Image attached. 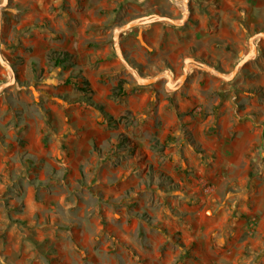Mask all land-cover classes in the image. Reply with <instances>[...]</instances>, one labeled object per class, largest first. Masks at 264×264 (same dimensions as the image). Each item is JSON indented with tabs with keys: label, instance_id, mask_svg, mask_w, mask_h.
Returning <instances> with one entry per match:
<instances>
[{
	"label": "rangeland",
	"instance_id": "rangeland-1",
	"mask_svg": "<svg viewBox=\"0 0 264 264\" xmlns=\"http://www.w3.org/2000/svg\"><path fill=\"white\" fill-rule=\"evenodd\" d=\"M263 12L264 0H6L0 264H264V38L231 80L190 67L165 85L187 57L230 72ZM150 13L186 16L120 32L128 64L160 75L138 85L113 31ZM63 42L72 70L46 55ZM75 74L116 122L63 84L82 86ZM10 76L0 65V85Z\"/></svg>",
	"mask_w": 264,
	"mask_h": 264
},
{
	"label": "water",
	"instance_id": "water-1",
	"mask_svg": "<svg viewBox=\"0 0 264 264\" xmlns=\"http://www.w3.org/2000/svg\"><path fill=\"white\" fill-rule=\"evenodd\" d=\"M185 5H186V0H183ZM6 3V0H2V3L0 4V6H2L3 4ZM185 14H183V16L180 19H173L171 17L165 16V15H160V14H156V13H150V14H144V15H139L135 18H132L130 20H128L127 22L123 23L121 26H118L116 29H114L113 31V43H114V49L116 54L118 55V57L122 60V62L124 63V65L127 66V68L130 70V72L132 73L136 83L138 85H149L154 83L158 78H160V75H154L152 77H144L141 76L139 73H137L126 61V59L124 58V56L122 55L121 51H120V47H119V34L120 32L132 29L134 27L137 26H143V25H149L153 22L156 21H166V22H170L173 25H180L182 24L184 18H185ZM263 37L264 38V32H257L252 34L249 38H248V51L236 62V64L233 66L232 70L228 73H222L219 71H216L213 67H211L210 65L203 63L201 61L195 60L193 58L187 57L184 59L183 62V66H182V73L179 75V77H177L176 79H174L172 81L171 77L169 75H166V82L165 85L166 87H170L173 89L178 88L179 86H181L183 84V82L185 81L189 69L190 67H197L203 70H207V71H211L214 72L217 76L222 77L224 80H231L237 73V71L250 59H252L256 53V45L254 44V39L256 37ZM0 65H2L5 69H7L10 73L11 76L10 78L5 81L4 83H2L0 85V90L1 89H5L6 87H8L11 83H13L15 81L14 79V73L12 68L10 67V65L4 61V59L1 56L0 53ZM166 72V71H164ZM172 81V82H170Z\"/></svg>",
	"mask_w": 264,
	"mask_h": 264
},
{
	"label": "trees",
	"instance_id": "trees-1",
	"mask_svg": "<svg viewBox=\"0 0 264 264\" xmlns=\"http://www.w3.org/2000/svg\"><path fill=\"white\" fill-rule=\"evenodd\" d=\"M48 60L51 62L53 67L59 68V69H67L74 68L76 66V62L74 60V56L67 50H59V49H49L46 52ZM76 77L79 79L78 81H81L82 86L78 87L76 81H71L69 77L65 78L63 80V84H72L74 86H77V89L81 91V95L78 97V101L98 110L100 114L103 116V118L109 122H116L114 121L113 117L103 108V106L91 98L92 90L89 86V81L83 77L82 75L75 74ZM123 80H119L115 86H113L111 96H117L119 94H124L123 90ZM129 113V111H127ZM136 152H140V148H135Z\"/></svg>",
	"mask_w": 264,
	"mask_h": 264
},
{
	"label": "crops",
	"instance_id": "crops-1",
	"mask_svg": "<svg viewBox=\"0 0 264 264\" xmlns=\"http://www.w3.org/2000/svg\"><path fill=\"white\" fill-rule=\"evenodd\" d=\"M246 2V1H244ZM257 6V5H256ZM260 5L258 4V7ZM263 11V10H261ZM262 19H264V12L262 13ZM262 19L260 21H262ZM79 44H81V41H79ZM54 46L57 48V49H61V50H67L69 52H75V48L76 46L74 47V45H72L70 42H63V44H54ZM136 94L138 97H140V99L144 100V103L146 102V100L148 99L149 97V93H145L143 89H139L136 91Z\"/></svg>",
	"mask_w": 264,
	"mask_h": 264
},
{
	"label": "bare ground",
	"instance_id": "bare-ground-1",
	"mask_svg": "<svg viewBox=\"0 0 264 264\" xmlns=\"http://www.w3.org/2000/svg\"><path fill=\"white\" fill-rule=\"evenodd\" d=\"M186 7V6H185Z\"/></svg>",
	"mask_w": 264,
	"mask_h": 264
}]
</instances>
